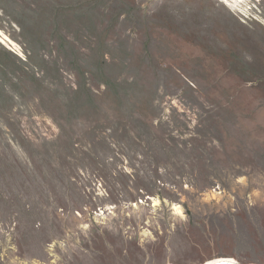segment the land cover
I'll return each instance as SVG.
<instances>
[{"label": "rangeland", "instance_id": "rangeland-1", "mask_svg": "<svg viewBox=\"0 0 264 264\" xmlns=\"http://www.w3.org/2000/svg\"><path fill=\"white\" fill-rule=\"evenodd\" d=\"M10 4L0 264H264V0Z\"/></svg>", "mask_w": 264, "mask_h": 264}, {"label": "trees", "instance_id": "trees-1", "mask_svg": "<svg viewBox=\"0 0 264 264\" xmlns=\"http://www.w3.org/2000/svg\"><path fill=\"white\" fill-rule=\"evenodd\" d=\"M13 0H0V13L3 17H9L10 21L14 24H17L18 26H20L21 28L23 27L21 25V22L19 21V19H17L16 17V12L14 11L15 8L13 7L10 2ZM1 26V25H0ZM0 46L4 47L2 42L0 41ZM6 52H8L9 54L13 55L15 58H17L18 63L19 64H25L27 60H22L16 53H13L11 50H7L5 48ZM2 66H4V63L2 64ZM6 65L3 67L2 69V74L6 75ZM18 80V79H17ZM9 94L7 93L6 90H2L0 91V99H4L8 96Z\"/></svg>", "mask_w": 264, "mask_h": 264}, {"label": "bare ground", "instance_id": "bare-ground-1", "mask_svg": "<svg viewBox=\"0 0 264 264\" xmlns=\"http://www.w3.org/2000/svg\"><path fill=\"white\" fill-rule=\"evenodd\" d=\"M243 1V0H240V2ZM0 39L3 40L4 42L6 43H12V40L11 38H9L7 35L3 34L0 30ZM177 209H179L177 207ZM216 259H227V260H230V261H235L237 262L234 258H231V257H219V258H215L213 260H210V261H207L208 263H211L212 261H215Z\"/></svg>", "mask_w": 264, "mask_h": 264}, {"label": "water", "instance_id": "water-1", "mask_svg": "<svg viewBox=\"0 0 264 264\" xmlns=\"http://www.w3.org/2000/svg\"><path fill=\"white\" fill-rule=\"evenodd\" d=\"M201 264H241V263L235 262V261H230L227 259H216L215 261H212L211 263L204 262Z\"/></svg>", "mask_w": 264, "mask_h": 264}, {"label": "built area", "instance_id": "built-area-1", "mask_svg": "<svg viewBox=\"0 0 264 264\" xmlns=\"http://www.w3.org/2000/svg\"><path fill=\"white\" fill-rule=\"evenodd\" d=\"M236 10L238 11V15H239V13H240V14H242L243 16H247V15L245 14L244 10H242V8H240V7H236Z\"/></svg>", "mask_w": 264, "mask_h": 264}, {"label": "snow or ice", "instance_id": "snow-or-ice-1", "mask_svg": "<svg viewBox=\"0 0 264 264\" xmlns=\"http://www.w3.org/2000/svg\"><path fill=\"white\" fill-rule=\"evenodd\" d=\"M225 3H227V0H225ZM143 201H141V203H142ZM77 215H79V213H77Z\"/></svg>", "mask_w": 264, "mask_h": 264}]
</instances>
